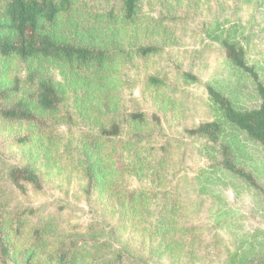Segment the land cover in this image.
I'll return each mask as SVG.
<instances>
[{"label": "trees", "instance_id": "16d2710c", "mask_svg": "<svg viewBox=\"0 0 264 264\" xmlns=\"http://www.w3.org/2000/svg\"><path fill=\"white\" fill-rule=\"evenodd\" d=\"M138 2L122 0V12L95 14L93 20L96 24H91L87 13L82 20L74 0H0V120L33 127L30 133L14 138L15 143L42 147L62 138L56 119L61 112L63 97L53 72L80 87L84 95L96 98L107 93L105 85L111 70L126 62V52L120 49L122 42L111 40L118 33L127 32L135 22ZM73 21L86 26L87 33L80 37L82 41L77 42L70 37L58 39L55 32L67 27V23L73 24ZM103 22L107 23L105 28L101 25ZM240 27L237 23H228L222 31L218 27L210 29L208 37L220 43L226 61L235 72L239 88L248 84L252 86L257 104L252 108H239L217 87L206 84L214 116L187 129L186 133L190 138L200 139L208 159L207 167H200L192 181L198 186V195L211 197L208 208L213 218L210 229L213 231L214 248L221 241L220 232L229 237L224 246L223 264H264V228L246 230L239 210L222 193L225 186L236 190L241 182L255 198V204L258 200L264 203V186L252 169L244 165L246 159L243 155V151L249 149L246 143H254L264 149V77L262 68L247 58V37L239 34ZM135 51L148 56L155 52V48L145 46ZM12 60L22 63L24 73L10 72ZM183 77L188 83L198 81L189 72L183 73ZM127 118L135 124L146 122L142 112L129 113ZM109 128L101 127L99 132L85 131L81 138V151L76 158L72 157L71 145L65 148L67 160L75 164L72 169L83 179L85 195L90 198L95 193L97 198H112L110 208L100 203L94 209L96 215L97 211L100 214L88 223L81 245L72 251L59 247L52 252L51 248L58 243L54 238L57 225L53 219L52 222L38 217L39 209L32 206L15 211L0 191V264H155L142 253L126 245L120 246L116 240L120 228L130 220H134L132 224L135 225L141 220L144 210L146 197L139 190L129 188V179L149 165L153 168L155 181L160 178L167 181L162 169L167 158L161 154L157 159L152 157L148 164V161L144 163L137 158L135 163L127 162L121 167H116L119 165L116 163L112 167L110 153L112 157L115 153L110 147L122 129L119 123H113ZM139 142L140 139L133 135L127 141L125 148L129 157L137 155ZM39 170L38 165L31 161L12 165L7 169L6 179L22 194H26L28 188L43 193ZM178 181L182 182V178ZM178 189L174 184L171 191H164L160 206L164 214L153 224L155 233L159 235L156 252L161 257L167 255V264H176L180 257L186 255L189 256L188 264H194L198 261L196 251L202 244L196 238L197 229H188L178 223L177 218L183 215ZM205 203V200L200 201L197 208H203ZM106 211L117 215L115 223L98 226L96 223L100 220L109 221ZM186 232L196 234L188 243L184 237Z\"/></svg>", "mask_w": 264, "mask_h": 264}, {"label": "rangeland", "instance_id": "374dc122", "mask_svg": "<svg viewBox=\"0 0 264 264\" xmlns=\"http://www.w3.org/2000/svg\"><path fill=\"white\" fill-rule=\"evenodd\" d=\"M74 2L82 20L88 15L91 24H96L93 20L95 14L122 12V0ZM136 14L130 29L118 33L111 40L122 42L120 49L126 52V62L111 70L105 85L108 94L105 92L96 98L84 95L80 87L53 72L63 97L61 112L56 119L57 129L62 132L60 140L42 147L19 145L14 138L30 133L33 127L0 120V191L15 211L32 206L39 209L38 217L53 219L57 225L53 227L54 238L58 243L51 248L52 252L59 247L70 251L77 249L81 245V237L87 232L88 223L100 214L97 211L96 215L94 209L100 203L110 208L112 198H97L95 193L90 198L85 195L83 179L72 169L75 164L67 160L65 148L71 145L72 157L76 158L81 151V138L85 131L99 132L101 127L110 129L111 124L119 123L122 131L110 147L115 153L113 157L110 153L112 167L116 163L119 164L116 167L127 162L135 163L137 158L144 163L148 161V164L152 157L157 159L162 154L167 158L162 166L163 177L167 181L163 182V178L155 181L153 168L149 165L129 179V188L139 190L146 197L144 210L139 222L133 225L134 220H130L120 228L117 243L142 253L155 264L168 263L166 254L161 257L156 252L159 235L155 233L153 224L164 214L160 207L164 191H171L175 184L179 187L183 206V215L177 218L178 223L188 229H197V236L186 232L185 240L188 243L196 236L202 244L196 251L198 261L194 264H223L224 246L229 237L220 232L221 241L214 248L213 231L210 229L213 218L208 208L211 197L198 195V186L192 181L200 167H207L208 159L200 139L188 137L186 130L214 116L206 84L217 87L239 108H252L257 104L252 86L246 84V87L239 88L235 72L226 61L220 43L210 39L208 33L217 27L222 31L228 23L240 25L239 34L247 37V58L262 68L264 77V0H139ZM101 25L105 28L107 23ZM55 33L58 39L70 37L81 42L80 37L87 33V29L80 21H73ZM145 46L155 48V52L142 56L135 51ZM10 65L11 73H24V66L17 60H12ZM186 72L195 75L198 81L186 82L183 77ZM138 112L144 114L145 123L135 124L128 120L129 113ZM132 135L141 142L137 144V155L129 157L125 147ZM245 145H249V149L243 151L244 165L252 169L264 186V149L254 143ZM27 161L38 165L45 192L36 193L28 188L27 193L22 194L6 179L8 167ZM179 178L182 182L178 181ZM245 187L241 182L236 190L227 185L222 193L239 210L246 230L264 228V203L258 200L255 204V198ZM176 197L178 199V195ZM202 200L206 202L204 207L197 208ZM106 216L108 224L102 220L96 224L112 226L117 215L106 211ZM188 263L189 256L186 255L180 257L176 264Z\"/></svg>", "mask_w": 264, "mask_h": 264}]
</instances>
